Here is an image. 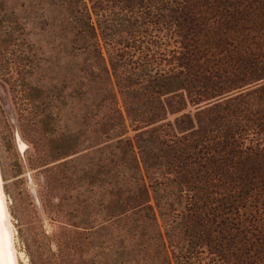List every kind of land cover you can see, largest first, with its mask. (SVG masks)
Returning <instances> with one entry per match:
<instances>
[{"label":"trees","instance_id":"obj_1","mask_svg":"<svg viewBox=\"0 0 264 264\" xmlns=\"http://www.w3.org/2000/svg\"><path fill=\"white\" fill-rule=\"evenodd\" d=\"M245 1L59 0L70 40L84 53L81 68H104L114 97L106 126L81 125L79 135L87 147L118 137L114 146H122L129 176L124 210L144 229L156 226L143 255L161 264H264V83L224 94L218 73L190 69L199 25L218 16L229 29ZM165 40L172 42L167 51ZM102 92L89 101L80 86V99L90 104L80 115L85 122L105 106L97 99ZM188 104L195 110L185 111Z\"/></svg>","mask_w":264,"mask_h":264},{"label":"rangeland","instance_id":"obj_2","mask_svg":"<svg viewBox=\"0 0 264 264\" xmlns=\"http://www.w3.org/2000/svg\"><path fill=\"white\" fill-rule=\"evenodd\" d=\"M235 8L240 11L229 19V29L218 16L199 25L190 68L218 73L224 94L264 83V0ZM64 18L59 0H0V174L17 264H161L143 255L144 240L154 238L156 226L144 229L124 210L129 176L123 148L114 146L118 137L87 147L90 142L79 135L81 125L106 126V105L114 97L104 68H81L84 53L70 40ZM162 46L167 51L172 42ZM92 71V80L83 77ZM111 81L116 83L113 76ZM82 85L89 101L103 91L97 99L105 104L86 122L80 115L90 104L79 97ZM157 218L161 222L159 213ZM162 226L171 237L169 220Z\"/></svg>","mask_w":264,"mask_h":264},{"label":"bare ground","instance_id":"obj_3","mask_svg":"<svg viewBox=\"0 0 264 264\" xmlns=\"http://www.w3.org/2000/svg\"><path fill=\"white\" fill-rule=\"evenodd\" d=\"M18 143H20V147L21 149H23L24 142L20 140ZM1 182L2 179L0 174V264H17L15 250L12 243L13 234H11L10 228L8 226V224L11 225V222L7 218L8 210L6 209V205L4 201L5 194L2 189ZM26 264L29 263L26 262Z\"/></svg>","mask_w":264,"mask_h":264}]
</instances>
